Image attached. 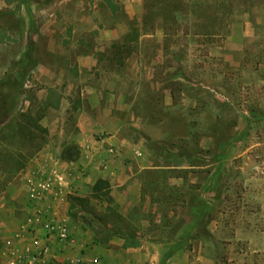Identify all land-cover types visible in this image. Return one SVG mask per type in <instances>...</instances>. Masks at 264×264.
<instances>
[{"label": "rangeland", "instance_id": "rangeland-1", "mask_svg": "<svg viewBox=\"0 0 264 264\" xmlns=\"http://www.w3.org/2000/svg\"><path fill=\"white\" fill-rule=\"evenodd\" d=\"M85 1L0 0V82L10 73L16 89L32 86L36 94L44 85V75L40 79L37 76L42 74L28 72L21 78L13 67L23 50L30 48L27 38L39 34L31 48L35 59L60 62L59 56L50 58L45 53L46 31L52 27L59 33L61 23L70 26L72 18L82 15L75 5ZM147 3L148 10L131 22L122 15L117 18L125 20L128 33L138 29L152 36L129 42L122 50L105 43L109 54L102 65L110 61L115 70L127 72L126 79L117 74L122 76L119 87L127 89L132 116L122 131L147 147L142 162L190 164L193 173L188 184L172 186L173 199L165 198L159 225L153 224L151 213L134 212L127 220L115 217L111 203L109 208L105 201L91 198L92 188L84 192L85 197L75 192L66 195L60 205H66L68 222L84 233V248L75 255L81 260L74 264H98L99 260L83 258L86 248L108 247L114 238L125 239L126 247L132 243L127 236L137 232L161 247L149 251L157 263L147 264H264V24L250 27L255 17H264V0ZM89 21L84 20L79 30L96 36L97 30L89 31ZM243 21L250 23L249 33L255 31L258 37L237 36L244 29L236 24ZM68 31L62 33L71 41ZM52 77L46 76L48 82L54 81ZM59 97L54 89L48 93L51 103ZM24 100L10 98L11 114L4 123L0 116V196L25 166L19 171L13 167L25 161L27 152L35 151L41 139L45 144L49 141L45 129H29L30 134L18 130L15 113L22 110ZM61 115L57 145L65 147L74 143L78 133L75 107ZM175 174L165 172L163 178ZM179 175L183 174L179 171ZM163 188L168 192V186ZM76 197L89 198V204L71 199ZM42 200L26 197L0 203V211L11 210L19 221L14 234L0 238V264H29V259L39 256L27 248L35 229L44 231L43 236L52 235L56 242L66 238L73 243L72 232L56 234L53 219L37 216ZM1 220L12 226L11 218H3L0 212ZM17 244L22 247L18 249ZM171 244H177L175 250L169 248Z\"/></svg>", "mask_w": 264, "mask_h": 264}, {"label": "crops", "instance_id": "crops-1", "mask_svg": "<svg viewBox=\"0 0 264 264\" xmlns=\"http://www.w3.org/2000/svg\"><path fill=\"white\" fill-rule=\"evenodd\" d=\"M147 1L87 0L80 5L77 2L75 5L77 11H82L79 18H72L69 21L72 22L70 26L61 23L59 33L52 27L46 31L49 33L45 35V53L50 58L59 56L60 62L35 59L31 48L35 46L34 37H38L39 34L30 37L31 44L27 50L32 66L28 72L42 74L37 76L40 79L44 75L42 83L44 85L38 88L36 94L32 92L34 94L32 102L24 100L21 111L30 109L34 113L43 107L52 89L60 97L55 106L45 108L43 117L38 122L49 133V141L27 161L22 172L12 179L7 190L0 196V203L17 199L22 201L26 197L43 199V209L37 216L53 219L56 223L52 228L54 233L66 236L68 232L70 234L72 232L74 241L69 244L65 238L56 242L57 239L52 235L43 236L44 231L35 229L34 239L30 240L27 248L31 252H39V256L29 259V264H47L50 261L55 264H67L70 261L74 264V261L81 260L75 255L78 250L84 248L83 230L69 224L66 205L63 208L60 205L71 192L85 197L87 195L84 192L87 189L92 188L98 179H104L110 186L111 206L119 216L127 220L133 217L134 212L151 213L153 224L159 225L160 211L165 198L168 201L173 199L172 186L190 182L193 165L183 163L148 165L142 162L148 154L147 147L142 142H133L132 138L122 131L124 123L132 118L128 114L131 106L127 101V89L119 87L122 83L119 78L125 75L123 78L126 79L127 72L115 70L116 66L110 61L109 64L105 63L106 66L102 65L103 59L109 54V47L105 46V43H111L116 49L126 41L130 30V28L126 30L125 20L118 19L117 16L122 15L126 21L131 22L137 14L145 11ZM86 19L90 20L92 25L89 31L97 30L96 36L79 30ZM139 24L142 26V22ZM248 24L250 23L246 21L236 24L241 30L244 29L237 33V36L244 38L256 35L255 31L249 33ZM261 24H264V17L257 16L250 27L258 29ZM63 30H69L71 41L69 35L67 37L63 35ZM147 36L152 34H141L138 39ZM64 40L66 44L63 43ZM90 42L93 43L92 47ZM27 50H23L15 62L20 61ZM53 74L54 81L50 83L46 76ZM71 74L73 75L70 78ZM28 89L33 87L30 86ZM73 106L78 129L73 144L77 147L80 157L74 162H66L60 158L63 146L57 145L56 131L62 112L71 110ZM174 171H176L174 176L163 178L165 172ZM179 171L182 176L179 175ZM165 185L168 186V192L163 188ZM0 212L3 218H11L12 224L9 226V223L0 221V238H3L4 234H14L19 221L11 210ZM62 221H65V224H62ZM131 239L134 241L132 246L124 247L125 239L114 238L109 241L108 247L102 245L88 247L83 258L89 262L99 260L98 264H147L148 261L154 260L157 263L149 251L159 250L161 247L158 246V242L152 241L154 239H145L138 232ZM176 245L168 246L175 250ZM16 247L20 249L22 246L17 244Z\"/></svg>", "mask_w": 264, "mask_h": 264}, {"label": "trees", "instance_id": "trees-1", "mask_svg": "<svg viewBox=\"0 0 264 264\" xmlns=\"http://www.w3.org/2000/svg\"><path fill=\"white\" fill-rule=\"evenodd\" d=\"M150 3V2H149ZM146 3L145 5V12L148 10V4ZM150 8H152L150 6ZM143 25V23H142ZM132 34L128 33L126 36V41L120 45L119 47L117 46V50H122L124 48H126L130 43H133L134 41H136L139 37V35L141 34H146V32H138V29H133L131 31ZM30 37L28 39V46L31 44L30 42ZM130 42V43H129ZM25 60L28 61V64H26L25 66ZM22 66V67H21ZM32 66V61L28 58V50L25 51L24 55L22 56L21 60L16 62L14 64V68L16 69L17 74L19 75V77L23 78L28 74V70L31 68ZM16 87V83L15 80L12 79V74H8L5 78V80L3 82H0V92L2 90H6L7 93L4 94H0V116L2 117V121L1 122H5L6 118L11 114V105H10V98L14 99V98H18L20 97H25L26 100H29L32 102V89H23V85H21L20 87H18L17 89ZM48 106H55V103H51L47 100V102L44 104L43 107L39 108L36 112V114L33 115V112L30 109H27L26 111H17V122L16 125L18 127V130L22 133L27 132V130L29 129H34L37 130L39 132H43L44 128H42L38 122L40 121V119L43 117L44 114V110L45 108H47ZM30 132V130H29ZM29 132H27L28 134H30ZM45 144V139H41V143L38 145V147L36 148L35 151L32 152H27V155H25V161L23 159H21V162L19 165H17V167H13V170L15 171H19L21 170L24 166L27 160L31 159L34 154ZM79 157V151L77 149V147L74 144H69L65 147H63L62 152L60 154V158L66 162H74L78 159ZM91 198L96 199V200H101V201H105L108 205L109 208L110 207V203H111V197H110V186L109 183L104 180V179H98L94 185L92 186L91 189ZM72 200H76L78 201L81 205L82 204H89V198H71ZM111 212L113 213V215L116 217H120L114 210L110 209ZM120 237H123L122 235H118ZM126 238V237H125ZM132 236H127V240L129 239L132 243H129V245L127 246H132L134 244V241L131 239Z\"/></svg>", "mask_w": 264, "mask_h": 264}, {"label": "built area", "instance_id": "built-area-1", "mask_svg": "<svg viewBox=\"0 0 264 264\" xmlns=\"http://www.w3.org/2000/svg\"><path fill=\"white\" fill-rule=\"evenodd\" d=\"M96 262V261H95Z\"/></svg>", "mask_w": 264, "mask_h": 264}]
</instances>
